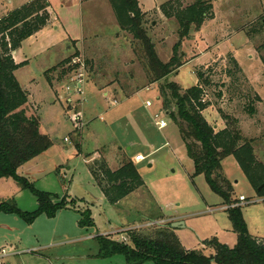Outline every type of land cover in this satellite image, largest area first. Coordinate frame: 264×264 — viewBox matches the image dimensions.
I'll use <instances>...</instances> for the list:
<instances>
[{"label": "rangeland", "instance_id": "rangeland-1", "mask_svg": "<svg viewBox=\"0 0 264 264\" xmlns=\"http://www.w3.org/2000/svg\"><path fill=\"white\" fill-rule=\"evenodd\" d=\"M30 1L0 0V18ZM48 1L55 19L24 40L12 55L26 62L15 75L29 92L28 111L39 116L41 132L53 144L18 172L38 189L59 197L69 194L78 204L60 209L54 217L43 213L31 224L16 214L0 212V264H129L123 255L99 257L96 236L127 237L123 239L127 241L126 232H114L132 228L146 233L154 224L169 221H183L174 229L188 249L204 248L211 240L236 245L238 236L228 205L212 191L204 174L194 176V162L179 129L159 99V85L174 81L191 87L199 81L197 69L210 67L217 86L208 90L213 105L204 110L205 117L218 131L226 125L219 107L237 116L244 136L252 140L258 162L264 164V64L258 51L264 35L251 39L247 33L264 15V0H212L213 8L202 25H193L188 37L181 40L187 63L155 83H150L142 45L133 32L119 29L110 0ZM195 1L142 0L146 8H152L144 10L143 26L161 60L169 61L180 41L178 12ZM164 4L170 16L165 14ZM230 53L238 59L244 76L238 75L239 81L229 90L225 68ZM70 58L72 62L67 61ZM76 62L80 67L72 68ZM111 88L118 91L117 101H113ZM220 90L223 95L217 99L213 92ZM248 93L257 95L254 117L243 111L242 98ZM148 100L152 106L146 105ZM161 118L167 122L163 129L155 123ZM120 145L128 154L146 156L136 164L144 184L112 204L88 162L98 148L99 159L117 169L125 156ZM222 166L234 186V197L247 198L241 205L250 235L264 241V197L258 195L234 156L224 158ZM1 202H13L27 212L38 208L37 197L13 178L0 179ZM87 207L95 221L93 227L80 225V211ZM136 214L142 220L130 223L129 217Z\"/></svg>", "mask_w": 264, "mask_h": 264}, {"label": "trees", "instance_id": "trees-1", "mask_svg": "<svg viewBox=\"0 0 264 264\" xmlns=\"http://www.w3.org/2000/svg\"><path fill=\"white\" fill-rule=\"evenodd\" d=\"M110 1L120 27L133 32L143 47L150 83L170 76L187 63L180 49L181 40L188 37L193 25L199 28L213 8L212 0H196L186 10L178 12L181 38L173 48L171 59L163 61L143 26L147 12L141 8L139 0ZM49 6L48 0H32L0 18V179H15L23 189L30 190L38 201V208L33 212L23 211L13 202H1L0 212L16 214L29 224L43 213L54 217L60 209L76 208L78 204L69 194L59 197L50 191L38 189L18 172L20 167L47 151L53 144L50 136L41 132L39 116L28 111L29 92L15 75V71L26 62L18 63L12 55L24 40L35 35L50 22ZM163 9L166 15H171L165 4ZM247 33L251 39L257 34L264 35V15ZM258 51L264 64V40L258 46ZM228 57L225 75L230 80V90L239 81L238 75L243 77L244 72L232 53ZM73 58L67 61L72 62ZM79 66L76 64L72 68ZM210 69H197L199 81L188 88L174 81L160 84L159 99L163 109L179 129L187 153L194 162V176L204 174L212 191L221 196L226 205L240 202V198L233 195L232 182L223 172L222 160L228 156L235 157L258 195L264 197V164L258 162L252 140L244 136L237 116L224 113L219 107L226 125L217 131L203 113L213 105L207 98L208 90L214 91L217 86L209 73L212 70ZM215 93L213 92V96L221 99L223 91ZM256 96L248 93L242 98L245 100L243 111L251 117L257 113ZM76 146L81 149L79 143ZM88 163L99 187L112 204H117L144 184L137 166L129 157L124 156L117 169H112L103 158L93 159ZM226 210L238 236L233 247L211 240L204 248L188 249L169 221L165 224H154L150 232L129 231L127 241L97 235L100 246L98 256L108 258L123 255L129 264H143L148 261L154 264H264V241L260 242L250 235L243 206H231ZM80 213L83 218L80 221L81 226L95 225L89 207Z\"/></svg>", "mask_w": 264, "mask_h": 264}, {"label": "crops", "instance_id": "crops-1", "mask_svg": "<svg viewBox=\"0 0 264 264\" xmlns=\"http://www.w3.org/2000/svg\"><path fill=\"white\" fill-rule=\"evenodd\" d=\"M79 1V0H78ZM50 2V1H49ZM65 4H67V0H65ZM139 3H140V5H141V7H142V9L143 10H152V8H146L144 5H143V2H142V0H139ZM157 3V1H155V4ZM51 4V3H50ZM50 7V6H49ZM114 10V9H113ZM115 15V14H114ZM55 19V18H54ZM54 19H52V14H51V20H54ZM51 20H50V22L44 27V28H46V27H48L49 25H50V23H51ZM43 28V29H44ZM57 28H59V27H57ZM43 29H41V30H43ZM120 30H123V29H121V27L119 28ZM69 36H71V35H69ZM83 36V35H82ZM16 51V50H15ZM15 60L18 62V63H20L19 62V60L17 59V57L15 58ZM192 60H194V59H191L189 62H191ZM25 61H27V60H25ZM188 62V63H189ZM157 82H159V81H157ZM112 89V88H111ZM113 90V93H114V96H115V98H113L114 100L113 101H117L118 99H117V93H118V91L117 90H114V89H112ZM136 92V91H135ZM133 95H128L127 97H126V100H129L132 96H134V93H132ZM106 95H107V93H106ZM122 99H124V98H122ZM117 103V102H116ZM119 106V102H118V105H117V107ZM108 112V111H107ZM118 144H119V141H118ZM106 146H108V145H106ZM100 148V147H99ZM130 149V148H129ZM94 152V155H93V157H92V159L91 160H93V159H98L99 158V154L101 153L100 151H98V148L96 149V151H93ZM120 152L122 153V152H125L124 153V155H125V157H129L130 158V155L131 154H128L125 150H124V147H122L121 145H120ZM92 153V152H91ZM138 154H141V153H136L135 155L133 154V155H131V157L133 158H131L132 160H133V162L135 163V165L137 164V162L138 161H135V156L136 155H138ZM86 158V157H85ZM119 162H121V160H119ZM128 197V196H127ZM136 215H138V214H136ZM139 216V215H138ZM122 227H124V225L122 226Z\"/></svg>", "mask_w": 264, "mask_h": 264}, {"label": "built area", "instance_id": "built-area-1", "mask_svg": "<svg viewBox=\"0 0 264 264\" xmlns=\"http://www.w3.org/2000/svg\"><path fill=\"white\" fill-rule=\"evenodd\" d=\"M77 63V62H76ZM78 64V63H77ZM80 65V64H79ZM80 67V66H79ZM78 67V68H79ZM79 82L80 83H82L83 82V80H82V78L81 79H79ZM152 102L151 101H147L146 102V105L147 106H152ZM160 115H159V113H156L155 114V117L156 118H158ZM155 123H156V125L158 126V128L159 129H163V128H165L166 126H167V122H166V120L165 119H163V118H161V119H158V120H156L155 121ZM146 159V156H144L143 154H138V155H136L135 156V161H142V160H145ZM240 202L239 203H234V204H232V205H228L227 206V208L228 207H234V206H237V205H241L242 204V202H245V201H247V198L244 196V195H241L240 197ZM121 231H122V233H127V235H128V232L129 231H132V228H127V229H124V230H120V231H116V232H114V233H121ZM123 239H127V237H122V239L121 240H123Z\"/></svg>", "mask_w": 264, "mask_h": 264}, {"label": "water", "instance_id": "water-1", "mask_svg": "<svg viewBox=\"0 0 264 264\" xmlns=\"http://www.w3.org/2000/svg\"><path fill=\"white\" fill-rule=\"evenodd\" d=\"M141 220H142V217L138 216V215H132V216L129 217V222L130 223H133L135 221H141ZM181 224H184L183 221H175V222L171 223V227L175 228V227L180 226Z\"/></svg>", "mask_w": 264, "mask_h": 264}]
</instances>
